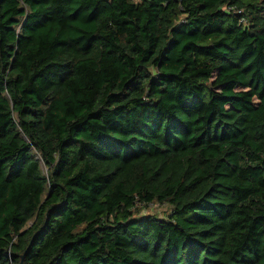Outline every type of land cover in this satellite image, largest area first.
I'll use <instances>...</instances> for the list:
<instances>
[{
    "label": "trees",
    "instance_id": "1",
    "mask_svg": "<svg viewBox=\"0 0 264 264\" xmlns=\"http://www.w3.org/2000/svg\"><path fill=\"white\" fill-rule=\"evenodd\" d=\"M22 256L264 264V0H0V264Z\"/></svg>",
    "mask_w": 264,
    "mask_h": 264
},
{
    "label": "rangeland",
    "instance_id": "2",
    "mask_svg": "<svg viewBox=\"0 0 264 264\" xmlns=\"http://www.w3.org/2000/svg\"><path fill=\"white\" fill-rule=\"evenodd\" d=\"M168 213V208L167 207H158V206H151L150 208H147L144 212L143 215H158L159 217H165L166 214Z\"/></svg>",
    "mask_w": 264,
    "mask_h": 264
},
{
    "label": "water",
    "instance_id": "3",
    "mask_svg": "<svg viewBox=\"0 0 264 264\" xmlns=\"http://www.w3.org/2000/svg\"><path fill=\"white\" fill-rule=\"evenodd\" d=\"M23 259H24V257L22 256V258H21V264H23Z\"/></svg>",
    "mask_w": 264,
    "mask_h": 264
}]
</instances>
